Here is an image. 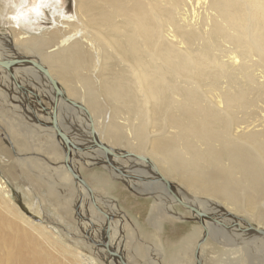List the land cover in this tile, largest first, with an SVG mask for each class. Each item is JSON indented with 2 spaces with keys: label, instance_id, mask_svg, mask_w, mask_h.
<instances>
[{
  "label": "bare ground",
  "instance_id": "1",
  "mask_svg": "<svg viewBox=\"0 0 264 264\" xmlns=\"http://www.w3.org/2000/svg\"><path fill=\"white\" fill-rule=\"evenodd\" d=\"M51 1L38 0L40 7L34 8H48ZM17 12L11 22L13 29L17 20L24 18L23 10ZM74 15L60 11L58 28L42 36H15V46L38 57L36 60L70 102L59 100L57 122L64 106L74 109L88 120L89 132L104 146L92 125V115L80 103L71 101L78 97L71 84H79L81 99L91 112L101 109V100L109 104L110 121L104 130L114 145L123 139L122 128L114 122L117 114L124 111L130 119L136 118L137 124L128 126L134 142L128 147L136 153H147L159 169L146 158L151 173L140 172L135 179L158 174L170 184L169 180L174 179L196 196L218 202L228 212L225 216L234 219V215L246 214L257 224L255 229L244 230L250 235L235 226H222L221 217L216 219L205 212L213 221L202 219L205 237H225L227 232L223 234L222 228L215 227L217 224L224 231L228 229L233 241L242 243L245 249L260 241L250 228L264 231V0H74ZM76 24L84 26V34ZM13 57L0 42V61ZM98 67L101 73L96 77ZM4 72L0 68V74ZM19 74H25L23 83L29 78L39 79L50 89L44 92L53 98L45 77L33 68H14L4 78L19 84ZM62 84L69 87L67 92ZM30 110L35 112L33 107ZM96 151V163L113 175L130 180L131 172L136 174L131 168L125 172L107 154ZM143 184L159 201H174L162 184ZM80 190L89 196L84 188ZM84 194H80L81 207ZM181 195L188 200L186 194ZM193 199L191 204L199 203ZM9 203L0 189V264H65L67 260L69 264H95L91 257L74 252L63 255L64 248L56 245L42 226ZM84 219V224H89L87 238L91 241L96 230L89 218ZM107 227L117 235L111 220ZM106 239L96 247L105 253L107 264H121L110 256L111 252L122 256L121 252Z\"/></svg>",
  "mask_w": 264,
  "mask_h": 264
},
{
  "label": "rangeland",
  "instance_id": "2",
  "mask_svg": "<svg viewBox=\"0 0 264 264\" xmlns=\"http://www.w3.org/2000/svg\"><path fill=\"white\" fill-rule=\"evenodd\" d=\"M49 4L51 5L48 8L35 9L39 6L38 0H25L24 3L22 0H0V42L5 52L12 53L14 48L16 54L38 58L15 46V36L18 33H24L39 37L45 32L56 30L58 28L56 23L59 20L57 13L60 11H63L66 16H75L74 0H52ZM17 10L24 11L22 15L24 18L18 19V25L16 29H13L11 22L12 18L18 16ZM76 27L84 34V26L81 28V25L76 24ZM88 39L92 41L90 36ZM100 61L101 58H99ZM93 69L90 71L91 74ZM97 71L94 74L96 77L101 73L99 67ZM28 72L35 76L32 71ZM6 73L10 72L0 74V185L3 186L0 189L5 194L6 201L10 202L9 204L15 210L42 226L47 231V236H50L49 238L56 245L64 248L66 253H62L63 255L69 256L74 252L91 257L95 264H107L108 259L105 253L96 247V243H101L105 236L106 241L108 243L111 241V244L113 242L111 238L116 235L107 227L109 223H106V218L103 216L106 214L113 223V231L116 230L117 233L111 247L113 249L116 247L117 252H121L127 264H264V237L253 235L261 240L245 249L242 243L237 244L233 241L228 230L233 228L232 226L243 232H246L244 230L249 227L255 229L257 224L253 218L246 214L234 215V219L227 217L225 215L228 212L218 202L208 197L196 196L193 191L185 189L176 180L170 179L169 181L178 189L179 192L176 193L179 196H182L181 193L186 194L189 201L184 199V202L191 204L195 201L193 199L195 197L199 203L195 202L194 206L200 210L202 208L203 213L208 212L216 219L221 217L222 226L228 227L224 231L223 227L217 224L215 226L222 228L223 234L227 232L224 238L205 237L203 225L199 223L198 217L174 201H159L149 194L148 186L143 182L155 181L154 176L147 179H135L140 172L151 173L150 167L138 161L113 159L124 171L130 168L134 172L139 171L136 174L131 172L133 170L129 171L133 176L130 179L131 182L113 175L99 165V162L96 163L97 151L86 149L72 154V165L92 189L96 206L100 209V212H97L89 196L80 190L81 186L75 184L63 166L62 147L58 145L53 130L37 124L49 123V117L42 115L39 108L44 106L50 110L49 100L53 101V98L44 92L50 89L39 79L36 81L29 78L23 83L22 80H26L25 74H19L20 77L16 79L20 81L19 84L14 83L10 77L4 78ZM78 85L71 84V89L76 88L78 94V97L71 98V101L78 105L80 103V106L87 110V114L92 115V125L104 146L116 152L134 153L135 156L148 158L154 163L147 153H136L128 147L129 144L134 145L128 126L132 123L137 124L136 118L130 119L124 111L117 114L118 117L116 116L114 122L122 128L123 139L121 143L114 145L106 138L104 130V126L110 121L109 104L101 100V109H98L96 113L91 112L83 98L81 99L82 93ZM62 86L67 92L69 87L63 84ZM30 107H33L35 112H32ZM63 108V115H60L62 118H58L62 131L66 132L70 140L78 147L90 146L91 134L88 120L70 107ZM150 130L153 129L150 128ZM88 160L90 164H87ZM155 166L159 169L156 164ZM129 183L138 187L134 186L136 189H133ZM80 194H84L83 208L79 204L82 199ZM84 217L92 221V229L96 230L92 235L93 243L88 240L89 224H84L87 222ZM242 221L248 226L243 225ZM230 241L233 242L230 243ZM99 251H101L100 254ZM54 254L57 256V253ZM63 262L69 264L68 260ZM108 264L114 263L110 261Z\"/></svg>",
  "mask_w": 264,
  "mask_h": 264
},
{
  "label": "water",
  "instance_id": "3",
  "mask_svg": "<svg viewBox=\"0 0 264 264\" xmlns=\"http://www.w3.org/2000/svg\"><path fill=\"white\" fill-rule=\"evenodd\" d=\"M12 53H14V50H12ZM21 66H24V68L30 67V68H33L34 70H36L43 77H45L47 84H49L50 87L52 88V90H53L52 91L53 92V101L49 100L51 111L44 106L39 108L42 111V115L50 117V120H51L50 123L51 124H44L42 122L41 123L36 122V123L43 128L51 129L54 131V134L56 136V140L61 143L63 156H64V166H65L66 171L72 176V178L76 184H79L82 188H84V190H86V192L88 193V195L90 197V201L93 204L95 210L97 212H100L99 207L96 206V203L94 201V195H93L92 189H90L88 184H86V182L79 176V174L73 170L72 165L70 164V163H72L71 162L72 161L71 160L72 159V153L83 152L86 149H88V151L101 150L104 154H107L109 160H112V159H121V160L130 159L132 161H138V162L144 163L148 168L149 167L151 168L150 161L146 158L134 156V155H131L128 153H121V152L116 153L114 151H111L110 149L99 144L94 139V135H93V132H91V130H90V134L92 137V144L88 147H78L76 144H74L70 140V138L68 137V134H66V132L62 131V129L60 128V125L57 122V111H58L57 109H58L59 100L61 99L64 103H70V102L68 101L66 96L62 93L59 84L56 81L52 80L51 77L48 75L47 69L45 67H43L41 65V63L38 62L35 58L18 56V55H16V53H14V57L12 59L5 60L2 62L0 61V68H2L4 71L10 72V73H11L12 69H14V68L17 69V68H20ZM71 105L74 106L75 108H78L73 103ZM154 182L162 184L164 186L165 190L173 196L174 203L184 207L186 210L190 211L192 213V215L198 217L199 223H201V225H202V222L200 220H202L204 218L212 221V219H210L202 211H200L197 208V206H194L192 204L184 202V199H182V197L176 193V192H178V191H176V186L174 184H170L167 181H165L164 178L160 174L155 176ZM105 220H106V223L108 224L110 217L108 218V216H107ZM250 230L252 232H254V234H256V235L264 236V231L252 230L251 228H250ZM106 248H107V243H106ZM110 256L119 260L121 264H127L126 261L124 260L123 256L116 254L115 252H111Z\"/></svg>",
  "mask_w": 264,
  "mask_h": 264
}]
</instances>
